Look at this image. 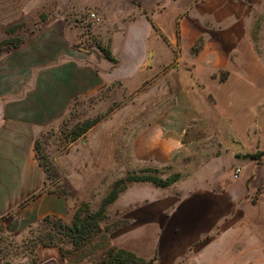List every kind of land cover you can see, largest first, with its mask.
I'll return each instance as SVG.
<instances>
[{
    "label": "rangeland",
    "instance_id": "1",
    "mask_svg": "<svg viewBox=\"0 0 264 264\" xmlns=\"http://www.w3.org/2000/svg\"><path fill=\"white\" fill-rule=\"evenodd\" d=\"M36 1L42 6L32 7L18 24L7 25L0 15V256L5 264H36L40 241L51 234L73 260L84 255L99 259L115 247L153 264H196L193 255L199 245L193 236L185 239L183 223H192L185 211L191 203L164 209L162 201L198 189L221 192L236 181L238 169L250 174L245 199L256 202L264 191V17L244 39L251 45L233 55L224 50L229 46L221 49L211 84L192 80L190 71L171 65L137 91L130 92L122 82L109 84L74 96L59 113L51 109L48 87L35 84L26 76L30 71L17 64L18 58L32 60L33 55L17 54L15 41L31 40L26 32L36 28L38 13L53 9L50 0ZM103 26L104 19L89 22L82 34L85 50L105 49ZM230 76L236 77L231 83ZM90 122L96 124L80 134ZM148 128L152 141L180 137L187 150L168 160L152 148L153 142H140ZM135 174L181 178L153 194L146 214L120 201L107 206L99 218L101 232L84 248L59 240L52 224L41 223L44 218L32 223L23 214L31 200L54 194L64 199L67 217H49L72 225L80 208L85 207L84 216L99 212L115 184ZM214 177L219 181H206Z\"/></svg>",
    "mask_w": 264,
    "mask_h": 264
},
{
    "label": "crops",
    "instance_id": "2",
    "mask_svg": "<svg viewBox=\"0 0 264 264\" xmlns=\"http://www.w3.org/2000/svg\"><path fill=\"white\" fill-rule=\"evenodd\" d=\"M50 2L52 11L44 7L43 19L40 11L36 28L26 32L31 40L14 48L19 55H33L32 60L18 58V68L30 71L26 76L36 80L35 84L48 87L51 109L59 113L74 96L96 92L109 84L122 82L130 92L137 91L154 73L171 65L175 70L190 71L192 75L187 77L192 80L211 84L215 80L211 71L217 67L221 49L229 46L230 50H224L233 55L244 45H251L244 39L251 37L255 23L264 17V0ZM37 5L42 6V1L2 0L0 15L7 25L18 24ZM88 13H96L101 21L104 19L100 41L104 38L102 48L111 53L114 61L100 50L89 51L82 47V34L92 22ZM235 79L230 76L228 82ZM150 130L144 132L140 142L147 146L153 142L152 148H158L168 160L187 150L180 137L152 141ZM240 170L239 178L233 184H226L221 192L198 189L184 194L181 199L162 201L164 209L191 203L185 211L192 223H183L185 239L193 236L194 243L199 245L193 255L196 264H264V191L259 193L256 202L245 199L250 193V174ZM207 180L219 181L216 177ZM175 184L162 188L149 182H133L115 202H123L125 207L134 204V212L146 214L150 211L147 207L153 205L148 203L153 194ZM131 188L134 189L127 194ZM23 212L32 223L50 215L67 217L64 199L54 194L31 200ZM137 220L135 218L134 222ZM37 252L40 260L36 264H99L98 258L73 260L58 247H40ZM0 264H5L1 256Z\"/></svg>",
    "mask_w": 264,
    "mask_h": 264
},
{
    "label": "trees",
    "instance_id": "3",
    "mask_svg": "<svg viewBox=\"0 0 264 264\" xmlns=\"http://www.w3.org/2000/svg\"><path fill=\"white\" fill-rule=\"evenodd\" d=\"M1 44L0 43V51H1ZM19 44V40L15 41L14 46ZM102 52L105 56L114 61L111 53L106 50L102 49ZM96 122H90L85 128H82L81 133L86 132L89 128L94 126ZM173 176V177H172ZM180 175H169L166 177H161L159 175H140L135 174L134 177H129L126 180H121L115 184L114 188L111 192L107 195V197L103 201L102 208L99 212L95 214H87L85 215V210L83 207L80 208L75 216L74 222L72 225L64 224L60 219L53 220L52 217L44 218L41 223H49L54 226L56 234H60L59 240H64L71 243L76 249H81L88 244L90 240L94 238V235H97L101 232L100 227V217L104 214L105 208L111 204H113L120 196V194L125 191L127 188L119 189V186L127 183V182H149L157 187H169L175 184L177 181L180 180ZM47 239L40 241L43 247H57L59 246L56 239H58L55 235H46ZM60 248V246H59ZM61 252L66 256L63 249ZM98 250V249H97ZM91 258L89 255H84L83 259ZM99 264H153L152 262L147 261L144 258L137 256L135 253L127 251L125 249L115 248V247H108L105 251V255L98 259Z\"/></svg>",
    "mask_w": 264,
    "mask_h": 264
},
{
    "label": "built area",
    "instance_id": "4",
    "mask_svg": "<svg viewBox=\"0 0 264 264\" xmlns=\"http://www.w3.org/2000/svg\"><path fill=\"white\" fill-rule=\"evenodd\" d=\"M89 18L91 19V21L95 24H99L101 22V18L96 14V13H90L89 14ZM240 172L241 170L238 169L236 171V174H235V178H239V175H240Z\"/></svg>",
    "mask_w": 264,
    "mask_h": 264
}]
</instances>
